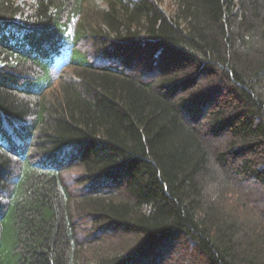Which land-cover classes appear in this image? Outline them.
<instances>
[{
    "label": "trees",
    "instance_id": "obj_1",
    "mask_svg": "<svg viewBox=\"0 0 264 264\" xmlns=\"http://www.w3.org/2000/svg\"><path fill=\"white\" fill-rule=\"evenodd\" d=\"M263 189L264 0H0V264H264Z\"/></svg>",
    "mask_w": 264,
    "mask_h": 264
},
{
    "label": "rangeland",
    "instance_id": "obj_2",
    "mask_svg": "<svg viewBox=\"0 0 264 264\" xmlns=\"http://www.w3.org/2000/svg\"><path fill=\"white\" fill-rule=\"evenodd\" d=\"M16 1L21 5H25V4L31 5L34 0H16ZM93 1H95L99 5L104 4V0H93ZM162 1H164V5L166 7L170 5V0H162ZM82 46L87 47V46H90V44L88 42H85L82 44ZM67 70L69 71L70 69L68 68ZM208 140H209L208 141L209 144H211L210 146L216 145V144H213V142H211L212 141L211 139H208ZM70 170L71 171L66 174V179L68 180L70 184H73V181H74L73 178H76L78 176L79 170L77 168H72ZM237 180L239 181L240 178L237 177ZM246 184L251 190L257 189V185L253 182H248ZM211 193H212L211 190H207L208 195H211ZM263 205H264V198H263ZM103 236L114 239L113 243L111 244V247H113L121 243L120 239L123 235L120 233H115V234L108 233V234H103ZM191 254H192V251L184 252L183 244H181V241L180 243L177 241L176 244H174V246L169 247V249L165 252V254L161 256L157 264H197L196 261L191 256Z\"/></svg>",
    "mask_w": 264,
    "mask_h": 264
}]
</instances>
